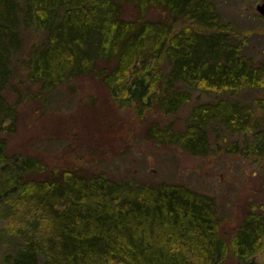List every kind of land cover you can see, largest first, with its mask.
<instances>
[{
    "label": "trees",
    "instance_id": "obj_1",
    "mask_svg": "<svg viewBox=\"0 0 264 264\" xmlns=\"http://www.w3.org/2000/svg\"><path fill=\"white\" fill-rule=\"evenodd\" d=\"M154 7L161 19L148 18ZM247 48L213 0H0V132L17 125L6 94L45 100L80 77L140 119L219 92L192 105L182 129L152 122L145 136L193 156L250 158L264 189V56ZM243 90L263 97L236 98ZM0 248V264H264V206H250L227 241L209 194L50 169L1 140Z\"/></svg>",
    "mask_w": 264,
    "mask_h": 264
},
{
    "label": "rangeland",
    "instance_id": "obj_2",
    "mask_svg": "<svg viewBox=\"0 0 264 264\" xmlns=\"http://www.w3.org/2000/svg\"><path fill=\"white\" fill-rule=\"evenodd\" d=\"M263 0H213L224 23L248 36L247 54L264 56V17L255 7ZM162 10L150 8L148 18H162ZM124 16L136 18L126 6ZM17 87L24 92L21 86ZM36 90L35 88L32 89ZM13 93V92H12ZM6 94L17 104V125L12 134L0 132L8 152L37 157L51 168L105 173L114 180L183 184L214 198L219 232L229 241L250 206H264L259 165L238 154L193 156L168 144L146 138L149 123L182 129L190 107L212 100L219 92L195 91L177 114L151 112L137 118L132 110L116 107L98 80L76 78L55 88L45 100ZM236 98L252 102L260 91L243 90ZM2 248H0V259ZM264 261V252L258 256Z\"/></svg>",
    "mask_w": 264,
    "mask_h": 264
},
{
    "label": "water",
    "instance_id": "obj_3",
    "mask_svg": "<svg viewBox=\"0 0 264 264\" xmlns=\"http://www.w3.org/2000/svg\"><path fill=\"white\" fill-rule=\"evenodd\" d=\"M255 10L258 15L264 17V0L258 5H256Z\"/></svg>",
    "mask_w": 264,
    "mask_h": 264
}]
</instances>
